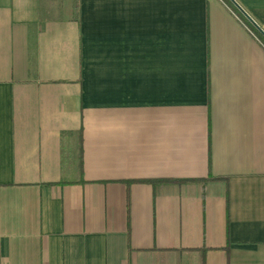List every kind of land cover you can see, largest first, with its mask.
I'll return each instance as SVG.
<instances>
[{
	"label": "crops",
	"instance_id": "crops-1",
	"mask_svg": "<svg viewBox=\"0 0 264 264\" xmlns=\"http://www.w3.org/2000/svg\"><path fill=\"white\" fill-rule=\"evenodd\" d=\"M231 3L0 0V264H264V41ZM144 178L176 181L128 210Z\"/></svg>",
	"mask_w": 264,
	"mask_h": 264
},
{
	"label": "trees",
	"instance_id": "trees-1",
	"mask_svg": "<svg viewBox=\"0 0 264 264\" xmlns=\"http://www.w3.org/2000/svg\"><path fill=\"white\" fill-rule=\"evenodd\" d=\"M226 1L234 10H236V12L240 15V12L233 6V4L231 3V0H224ZM74 3V17L76 20H78V16H79V0H73ZM249 23V22H247ZM250 27H252V29L256 32V34L264 41V35H262L261 32H259L251 23H249ZM79 136H80V153H79V164H78V168L80 170V172H83V149H82V132H79ZM176 180H171V179H128V180H123L121 182H124L127 186V206H128V210H129V200H130V187L132 184L134 183H151V184H157L159 182H174ZM179 181H183V180H179ZM191 181H204L203 179H192ZM66 181H62L61 183H65ZM205 264V258L203 259V263Z\"/></svg>",
	"mask_w": 264,
	"mask_h": 264
},
{
	"label": "water",
	"instance_id": "water-1",
	"mask_svg": "<svg viewBox=\"0 0 264 264\" xmlns=\"http://www.w3.org/2000/svg\"><path fill=\"white\" fill-rule=\"evenodd\" d=\"M231 1L247 17V19L264 35V30L254 21V19L248 13H246L235 0Z\"/></svg>",
	"mask_w": 264,
	"mask_h": 264
}]
</instances>
